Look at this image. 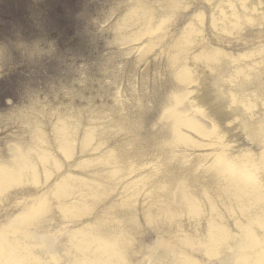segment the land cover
<instances>
[{
  "label": "clouds",
  "instance_id": "9594fccd",
  "mask_svg": "<svg viewBox=\"0 0 264 264\" xmlns=\"http://www.w3.org/2000/svg\"><path fill=\"white\" fill-rule=\"evenodd\" d=\"M0 264H264V0H0Z\"/></svg>",
  "mask_w": 264,
  "mask_h": 264
}]
</instances>
